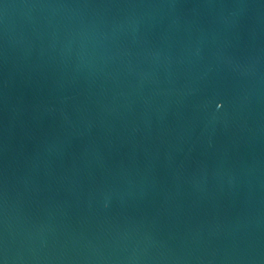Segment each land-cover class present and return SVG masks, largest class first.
<instances>
[{
	"label": "water",
	"instance_id": "water-1",
	"mask_svg": "<svg viewBox=\"0 0 264 264\" xmlns=\"http://www.w3.org/2000/svg\"><path fill=\"white\" fill-rule=\"evenodd\" d=\"M0 264H264V0H0Z\"/></svg>",
	"mask_w": 264,
	"mask_h": 264
}]
</instances>
